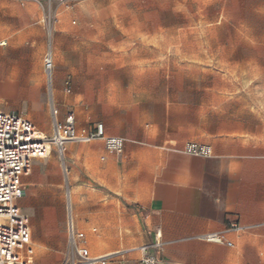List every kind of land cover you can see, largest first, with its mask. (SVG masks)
<instances>
[{
	"label": "crops",
	"instance_id": "obj_1",
	"mask_svg": "<svg viewBox=\"0 0 264 264\" xmlns=\"http://www.w3.org/2000/svg\"><path fill=\"white\" fill-rule=\"evenodd\" d=\"M51 5V0H0V39L6 38L14 52L35 46L31 54L12 59L0 50L10 65L0 72V82L10 88L0 109L30 121L41 133L52 126L53 135L52 104L59 121L74 116L77 132L101 124L105 136L122 138L124 147L113 155L101 140L69 142L62 156L51 151L31 162L21 180L23 196L16 201L29 220L30 242L24 250L29 263L76 260L71 224L84 236L79 244L105 264H139L142 247L158 255L157 264H264L261 146L234 137L213 145L196 142L195 125L174 119L186 109L163 95L117 100L99 87L90 98L83 92L68 98V82L53 74L49 89L40 54L47 44ZM55 49L63 65L56 63L70 73L71 63ZM190 143L208 146L212 154L184 153ZM207 234L223 235L232 245L207 242L202 239Z\"/></svg>",
	"mask_w": 264,
	"mask_h": 264
},
{
	"label": "rangeland",
	"instance_id": "obj_2",
	"mask_svg": "<svg viewBox=\"0 0 264 264\" xmlns=\"http://www.w3.org/2000/svg\"><path fill=\"white\" fill-rule=\"evenodd\" d=\"M51 1L40 65L44 72L51 52L52 74L68 82V98L76 92L90 98L99 87L117 100L163 95L186 109L174 119L195 125L196 142L242 138L259 144L264 156V0ZM55 47L70 73L56 63L63 65ZM34 48L0 46L9 59ZM0 64V72L9 70L1 57ZM9 92L0 82V105ZM44 134L50 139L52 126Z\"/></svg>",
	"mask_w": 264,
	"mask_h": 264
},
{
	"label": "built area",
	"instance_id": "obj_3",
	"mask_svg": "<svg viewBox=\"0 0 264 264\" xmlns=\"http://www.w3.org/2000/svg\"><path fill=\"white\" fill-rule=\"evenodd\" d=\"M67 2L68 0L65 3ZM65 8L69 9V6L66 5ZM43 69L50 89L54 69L50 52L43 59ZM64 92L70 93L68 83L65 84ZM51 114L54 132L45 142L36 140L39 134L30 121L16 113H7L0 109V264H30L24 254L30 242L29 220L21 212L16 201L23 196L21 180L28 174L32 160L44 159L50 155L51 150L47 147V142L60 156L64 154V146L69 142L86 143L101 140L108 154H120L123 151L124 140L105 136L101 124H97L88 132L79 133L75 129L72 114H67L63 121H59L58 110L52 104ZM183 151L189 155L205 157L212 154L210 147L197 143L187 144ZM230 229L237 230V226L232 225ZM83 238V234L74 232L70 224L69 239L76 260L63 264H105L104 258H91L88 250L79 244ZM202 239L210 243L232 245L220 234H207ZM154 248L160 251V244L156 243ZM141 251L144 256L139 264L158 263L157 254H147V247H142Z\"/></svg>",
	"mask_w": 264,
	"mask_h": 264
},
{
	"label": "bare ground",
	"instance_id": "obj_4",
	"mask_svg": "<svg viewBox=\"0 0 264 264\" xmlns=\"http://www.w3.org/2000/svg\"><path fill=\"white\" fill-rule=\"evenodd\" d=\"M5 45V42L4 41H1L0 42V46H4ZM51 53V52H50ZM51 56H52V54H51ZM52 59H53V56H52ZM39 135H38V137L36 138V140H38V141H40V140H45L46 141V139L48 138V136H47V134H44V133H38ZM46 145H47V147H49V149L51 150L52 149V145H50V144H47L46 143ZM72 192V191H71ZM68 195V194H67ZM69 200H73V198L72 197H70L69 198ZM77 222V221H76ZM31 249V248H30ZM32 251V250H31Z\"/></svg>",
	"mask_w": 264,
	"mask_h": 264
}]
</instances>
